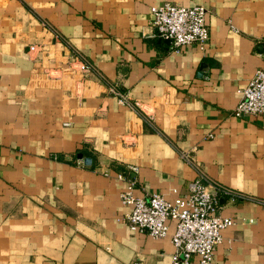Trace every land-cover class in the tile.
<instances>
[{
  "label": "crops",
  "instance_id": "obj_1",
  "mask_svg": "<svg viewBox=\"0 0 264 264\" xmlns=\"http://www.w3.org/2000/svg\"><path fill=\"white\" fill-rule=\"evenodd\" d=\"M167 3L206 8L204 50L156 37ZM263 54L264 0H0V264H170L174 222L130 232L120 194L197 171L244 197L219 199L213 264H264V116L233 115Z\"/></svg>",
  "mask_w": 264,
  "mask_h": 264
},
{
  "label": "built area",
  "instance_id": "obj_2",
  "mask_svg": "<svg viewBox=\"0 0 264 264\" xmlns=\"http://www.w3.org/2000/svg\"><path fill=\"white\" fill-rule=\"evenodd\" d=\"M207 12L200 5L184 7L167 3L150 8L151 24L157 38L170 41L177 49L194 44L204 50L209 38L205 22ZM29 50L35 51V46ZM71 58L81 63L86 72H92V68L77 53L72 52ZM108 90L120 103L135 110L115 88L109 87ZM238 94L240 99L233 111L236 118L264 116V69L256 70ZM180 156L196 170L188 156ZM196 174V178L188 184L187 193L181 194L176 188L171 190V200L157 193L147 198L134 196V181H130L120 194L121 204L130 209L126 216L130 232L162 239L167 234L168 223L174 222L175 231L171 238L174 251L170 264H191L193 259L198 264H213L215 250L223 241L222 230L234 225L233 220L219 215V199L223 196L234 202L244 198L214 183L204 174L198 171ZM260 204L264 206V202L260 201ZM132 264L140 262L136 260Z\"/></svg>",
  "mask_w": 264,
  "mask_h": 264
},
{
  "label": "water",
  "instance_id": "obj_3",
  "mask_svg": "<svg viewBox=\"0 0 264 264\" xmlns=\"http://www.w3.org/2000/svg\"><path fill=\"white\" fill-rule=\"evenodd\" d=\"M168 43H170V41H167ZM79 159H83V162L85 165H89L91 163V159L90 158H82V155H78Z\"/></svg>",
  "mask_w": 264,
  "mask_h": 264
}]
</instances>
